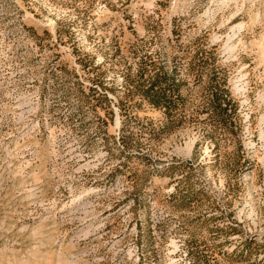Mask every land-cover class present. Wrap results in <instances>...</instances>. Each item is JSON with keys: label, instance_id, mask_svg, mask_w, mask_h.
I'll use <instances>...</instances> for the list:
<instances>
[{"label": "rangeland", "instance_id": "rangeland-1", "mask_svg": "<svg viewBox=\"0 0 264 264\" xmlns=\"http://www.w3.org/2000/svg\"><path fill=\"white\" fill-rule=\"evenodd\" d=\"M0 264H264V0H0Z\"/></svg>", "mask_w": 264, "mask_h": 264}, {"label": "trees", "instance_id": "trees-1", "mask_svg": "<svg viewBox=\"0 0 264 264\" xmlns=\"http://www.w3.org/2000/svg\"><path fill=\"white\" fill-rule=\"evenodd\" d=\"M164 74L162 73V68H159V71L152 77L153 81H158L160 78H162ZM156 83H152L151 87L148 89V96L151 97L150 101L153 106L155 107H164L167 111L171 110L172 106L170 102H163L164 98L167 97V89L164 87H156ZM220 93L219 91L215 93V101L214 104L210 106L211 108H214V114L212 117H220V113L215 112V110L221 111V105L218 102L220 100ZM220 109V110H219Z\"/></svg>", "mask_w": 264, "mask_h": 264}, {"label": "bare ground", "instance_id": "bare-ground-1", "mask_svg": "<svg viewBox=\"0 0 264 264\" xmlns=\"http://www.w3.org/2000/svg\"><path fill=\"white\" fill-rule=\"evenodd\" d=\"M82 198V196L80 195V196H78V197H76L75 199H74V202L76 201V200H79V199H81Z\"/></svg>", "mask_w": 264, "mask_h": 264}]
</instances>
